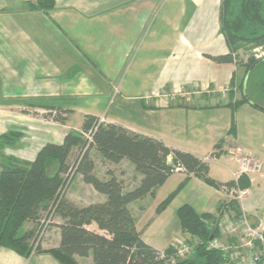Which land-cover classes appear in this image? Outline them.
Masks as SVG:
<instances>
[{
	"label": "crops",
	"instance_id": "crops-1",
	"mask_svg": "<svg viewBox=\"0 0 264 264\" xmlns=\"http://www.w3.org/2000/svg\"><path fill=\"white\" fill-rule=\"evenodd\" d=\"M34 1L0 0V135L21 134L14 146L4 149L6 157L32 162L44 145L61 144L70 131L81 133L84 116L104 117L105 124L202 160L214 153L207 161L209 177L218 183L233 180L238 158L246 153L227 135L233 116L228 104L234 101L230 94L235 96L239 68L209 58L229 52L220 32L221 0H54L47 12L29 9L27 3ZM53 110L67 112L64 123L54 121ZM221 140L224 143L215 149ZM79 154L80 149H73L68 160ZM223 154L227 158L220 164ZM89 157L100 180H106L110 170L130 190L141 179L126 160L110 164L94 150ZM185 177L176 170L153 196L130 204L138 231L137 216L163 199L168 185L187 182ZM183 191V205L196 212V205H208L197 203V197L214 194L211 209L199 213H212L225 201L220 187L195 176L188 178ZM63 196L77 207L105 201L80 175L73 177ZM53 220L47 233L54 234V244L44 243L42 250L59 246L57 225L63 221L57 215ZM89 229L96 230L94 225ZM144 230L143 241L160 252L176 240L161 245ZM32 256L41 259L39 264H58L51 255ZM79 259L93 264L91 257H76L81 264Z\"/></svg>",
	"mask_w": 264,
	"mask_h": 264
},
{
	"label": "trees",
	"instance_id": "trees-1",
	"mask_svg": "<svg viewBox=\"0 0 264 264\" xmlns=\"http://www.w3.org/2000/svg\"><path fill=\"white\" fill-rule=\"evenodd\" d=\"M27 6L31 10L47 12L54 7V0H35L28 2ZM219 21L220 32L229 52L209 58L217 64L235 63L238 67H245L239 87H243L247 77L253 88L264 95V57L260 60L249 57L246 64L240 59V55L247 51L264 48V0H221ZM233 85L232 78L231 86ZM241 94V99L228 104L232 115L243 105H251L250 100ZM232 96L231 93L230 98ZM53 111L56 112L54 121L64 123L67 112ZM96 122L97 118L84 116L81 133L70 131L61 144L44 145L32 162L19 161L2 154L5 148L12 147L19 141L20 133L9 131L0 135V248L26 259L33 254L44 253L51 255L58 264H79L76 257H91L93 264L226 262L222 252L208 249L207 246L220 237L218 221L223 212H231L235 216L241 214L237 201L221 202L215 213L198 214L189 205L180 207L176 216L182 236L189 235L184 241L193 250L188 258L176 257L175 262L170 260L174 255L170 246L161 255L160 251L143 241L142 231L136 229L129 206L146 196H153L155 190L177 169L185 174V181L190 176H195L213 187L232 182L218 183L211 179L208 175V163L204 159L170 148L157 139L115 124L99 125L89 141L85 135L93 130ZM227 135L232 140L235 139L233 116ZM223 143L224 140H221L215 149H219ZM73 149H80V154L71 169L67 161ZM91 150L110 164L128 161L141 176L139 183L132 189L125 190L122 182L110 170L106 172V180L98 179L94 174V163L89 157ZM214 155L212 153L209 157ZM71 172L80 175L85 184L105 197V201L85 207H77L68 201L62 194ZM238 185L241 189L251 186L246 176L240 178ZM169 199L161 205H165ZM52 212L63 221L57 225L60 232L59 246L49 250H42L40 244L34 247L33 243L44 226L40 220L41 214L44 213L46 218ZM25 224H30L31 227L24 229ZM91 225L96 230H90Z\"/></svg>",
	"mask_w": 264,
	"mask_h": 264
},
{
	"label": "rangeland",
	"instance_id": "rangeland-1",
	"mask_svg": "<svg viewBox=\"0 0 264 264\" xmlns=\"http://www.w3.org/2000/svg\"><path fill=\"white\" fill-rule=\"evenodd\" d=\"M264 56V48H258L255 50L247 51L246 53L243 54L242 60L243 59H248L249 57H252L254 59H259L260 57ZM240 62V61H239ZM238 62V63H239ZM238 73L237 77L239 75V79L236 81L235 88L237 90L235 91V96L232 93V98L231 100H239L242 97V94L250 100V104H253L254 106L249 107L246 105L244 109H237L235 114L233 113V120L235 123V129H236V136H235V144L239 145V148L243 149L246 153L250 152V155L257 159L259 162L262 164V176L257 178V183L253 184L248 188L249 195L242 201V207L244 210L247 212V214L250 216V221L254 225L260 224V222H264V114L258 113V108L264 110V95H261L260 92L253 88L251 85L250 80L248 79L243 83V87H239L241 84V80L243 79L244 76V67L243 69L241 67H238ZM235 79H236V74H235ZM235 83V81H234ZM242 90V91H241ZM221 95V94H220ZM228 97H225L224 100H226ZM221 102V101H220ZM257 108V109H256ZM87 139V137L85 136ZM89 140V139H87ZM246 153L243 156H248ZM4 155V150L2 152ZM5 156V155H4ZM79 155H74L70 158V160L67 161V164L69 167L72 169L74 166V163L76 159L78 158ZM227 156L223 154L218 162L220 164L224 163L226 160ZM219 168H222L220 165H218ZM76 176L74 175V172L69 175L67 181H66V190L69 186V183L71 179ZM187 182H183V184L179 187V184L176 186H169L164 189V192H167L166 196L163 199L156 200L148 206L145 211L142 213L141 217L139 218L137 216V227L139 228L140 231L142 229L147 230L144 232H148L149 234L154 235L153 239L156 240V242H160L161 245H167L170 243L174 238L180 239L184 241L189 235L187 234L186 237L182 236V231L180 228V223L179 220L176 216L177 210L183 206L182 200L184 199V192L180 193L183 188L185 187ZM76 187V183H72V187ZM261 186V187H259ZM65 190L63 191L64 195ZM200 196H204L203 198L197 197V203H205L207 201L208 205H202L200 206L199 204L196 205V209L199 212H202L201 210L205 208L206 210L209 211L211 209V203L213 202L211 199L213 198L214 194L207 195V194H201ZM161 197V196H160ZM66 198V197H65ZM169 199V201L166 202L165 205H161L163 201L166 199ZM205 200V201H204ZM225 197V201H228ZM218 206L213 210L212 213L216 212V209ZM196 212V211H195ZM198 214H203L199 213ZM137 213V212H136ZM44 213L41 214L40 220L42 221L44 218ZM257 215V217H255ZM55 219V218H54ZM52 222L48 225L47 228L50 226L52 227L53 224V219L51 220ZM28 224H25L24 228L27 227ZM47 228L45 229L43 235L39 238V240L36 238L34 241L33 245L40 244L42 245L44 243L50 242V246L54 244V234L51 233L48 235L47 233ZM53 237V238H52ZM220 241L223 242L225 241L224 238H220ZM209 245V244H208ZM33 247V248H34ZM208 247V246H207ZM193 250V247H191ZM1 249V248H0ZM4 250L5 254V260L3 259L2 256H0L1 263L4 264H39L38 257H29L28 259L20 257L19 255L14 254L11 251H8L6 249H1ZM192 250L189 251L187 255H185L181 259H186L192 254ZM12 254L15 256V258L10 255ZM48 257V256H47ZM45 257V258H47ZM175 256L172 255L171 257V262H175ZM49 259L54 262L52 258L49 257ZM81 264H89V259H79ZM261 264H264V258Z\"/></svg>",
	"mask_w": 264,
	"mask_h": 264
},
{
	"label": "built area",
	"instance_id": "built-area-1",
	"mask_svg": "<svg viewBox=\"0 0 264 264\" xmlns=\"http://www.w3.org/2000/svg\"><path fill=\"white\" fill-rule=\"evenodd\" d=\"M163 97L167 100L169 95L165 94ZM105 123L104 117L97 118L93 130L85 135L87 139L90 141L91 135L96 131V128ZM204 160L209 161L210 157H206ZM262 170L261 162L254 157L240 156L238 158V170L232 174V183L220 186V190L224 193L225 197L229 200L237 201L241 209L239 216H235L231 212H223L221 214L218 221L220 237L212 240L208 245V249L222 252L227 259L223 264H261L263 261L264 222H260L258 225L252 224L249 218L250 216L242 207V201L249 195V191L248 189L239 188L238 185L242 176H246L249 179L251 186L257 183V178L263 177ZM65 187L64 190L66 189ZM53 216L54 213L52 212L50 215L47 214L46 218H43L42 222L44 226L40 235L37 237L38 240L52 222ZM221 237L225 241L221 242ZM170 247L173 249L174 256L177 258H183L192 250L191 246L180 239L174 240L170 244ZM161 255H163V252H161Z\"/></svg>",
	"mask_w": 264,
	"mask_h": 264
},
{
	"label": "flooded vegetation",
	"instance_id": "flooded-vegetation-1",
	"mask_svg": "<svg viewBox=\"0 0 264 264\" xmlns=\"http://www.w3.org/2000/svg\"><path fill=\"white\" fill-rule=\"evenodd\" d=\"M263 57H264V56L260 57V58H259V59H257V60H260V59H261V58H263ZM247 60H248V59H246V60H245V59H243V63H244V64H246V63H247ZM244 69H245V67H244ZM247 79H248V78H247V77H245V79H244V82H245V81H247Z\"/></svg>",
	"mask_w": 264,
	"mask_h": 264
},
{
	"label": "water",
	"instance_id": "water-1",
	"mask_svg": "<svg viewBox=\"0 0 264 264\" xmlns=\"http://www.w3.org/2000/svg\"><path fill=\"white\" fill-rule=\"evenodd\" d=\"M251 106H254L253 104H251ZM257 109V108H256ZM259 111L263 112L264 113V110L258 108Z\"/></svg>",
	"mask_w": 264,
	"mask_h": 264
},
{
	"label": "clouds",
	"instance_id": "clouds-1",
	"mask_svg": "<svg viewBox=\"0 0 264 264\" xmlns=\"http://www.w3.org/2000/svg\"><path fill=\"white\" fill-rule=\"evenodd\" d=\"M163 252V251H162Z\"/></svg>",
	"mask_w": 264,
	"mask_h": 264
}]
</instances>
